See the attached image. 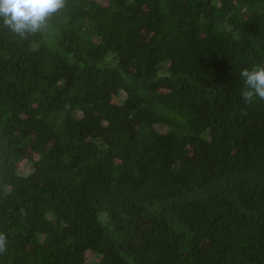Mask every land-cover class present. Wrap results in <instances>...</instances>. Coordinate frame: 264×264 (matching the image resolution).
Here are the masks:
<instances>
[{
  "label": "trees",
  "instance_id": "trees-1",
  "mask_svg": "<svg viewBox=\"0 0 264 264\" xmlns=\"http://www.w3.org/2000/svg\"><path fill=\"white\" fill-rule=\"evenodd\" d=\"M264 0H66L0 20V264H264Z\"/></svg>",
  "mask_w": 264,
  "mask_h": 264
},
{
  "label": "clouds",
  "instance_id": "clouds-1",
  "mask_svg": "<svg viewBox=\"0 0 264 264\" xmlns=\"http://www.w3.org/2000/svg\"><path fill=\"white\" fill-rule=\"evenodd\" d=\"M66 0H0V20L13 33L24 38L41 31L50 17L61 11ZM244 81L241 96L245 102L254 97L264 100V65L240 72ZM6 237L0 233V253L6 250Z\"/></svg>",
  "mask_w": 264,
  "mask_h": 264
}]
</instances>
